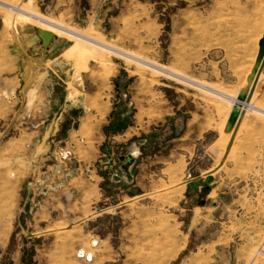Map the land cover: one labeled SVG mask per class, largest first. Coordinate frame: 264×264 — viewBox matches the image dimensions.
Segmentation results:
<instances>
[{
	"label": "rangeland",
	"instance_id": "1",
	"mask_svg": "<svg viewBox=\"0 0 264 264\" xmlns=\"http://www.w3.org/2000/svg\"><path fill=\"white\" fill-rule=\"evenodd\" d=\"M263 34L264 0H0V264H264Z\"/></svg>",
	"mask_w": 264,
	"mask_h": 264
},
{
	"label": "water",
	"instance_id": "2",
	"mask_svg": "<svg viewBox=\"0 0 264 264\" xmlns=\"http://www.w3.org/2000/svg\"><path fill=\"white\" fill-rule=\"evenodd\" d=\"M259 45H260V49H259V54H258L255 70H254L256 73V76L254 78V86L256 85V83L258 81L260 73L264 69V34H263L262 38L260 39ZM236 117H237V115L235 116L234 120L236 119Z\"/></svg>",
	"mask_w": 264,
	"mask_h": 264
},
{
	"label": "crops",
	"instance_id": "3",
	"mask_svg": "<svg viewBox=\"0 0 264 264\" xmlns=\"http://www.w3.org/2000/svg\"><path fill=\"white\" fill-rule=\"evenodd\" d=\"M72 49V47H70L68 50H67V53L68 51H70ZM109 100V98H107ZM97 116L98 114H95V116H93V114H90V115H86L85 117H83V120L81 122V124H87L89 126H91L92 128L94 127V125L96 124V120H97Z\"/></svg>",
	"mask_w": 264,
	"mask_h": 264
},
{
	"label": "bare ground",
	"instance_id": "4",
	"mask_svg": "<svg viewBox=\"0 0 264 264\" xmlns=\"http://www.w3.org/2000/svg\"><path fill=\"white\" fill-rule=\"evenodd\" d=\"M11 7H13V6H11ZM27 8V7H26ZM19 14H23V15H27L28 14V10L27 9H25L24 7H22L20 10H19ZM20 17H22L21 15H20ZM79 78V77H78Z\"/></svg>",
	"mask_w": 264,
	"mask_h": 264
}]
</instances>
